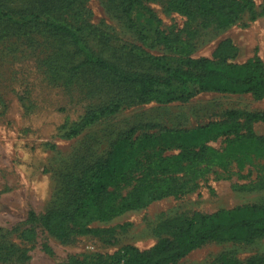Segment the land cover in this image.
<instances>
[{
  "label": "rangeland",
  "instance_id": "374dc122",
  "mask_svg": "<svg viewBox=\"0 0 264 264\" xmlns=\"http://www.w3.org/2000/svg\"><path fill=\"white\" fill-rule=\"evenodd\" d=\"M253 2L255 18L245 12L226 28L199 29L191 41V56L212 58L215 47L228 40L234 47L230 61L240 63L256 54L264 63V0ZM145 4L169 36L187 24L182 15L166 10L164 0H145ZM1 5L9 15L35 11L66 20V4L53 0H3ZM84 6L86 21L97 30L88 35L96 55L125 69L158 73L138 55L127 52L130 46H138L149 54L165 55L171 65L177 63L179 51L140 40L128 19L110 9L105 0H85ZM75 23L83 26L81 20ZM6 24H0V264H55L70 255L89 261L125 244L149 249L167 237L157 231L158 226L176 215L264 204V188L241 190L238 185L250 179H238L233 171L227 178L214 167L192 192L164 197L110 221L94 222L92 227L109 230L98 235H72L62 241L38 222H27L29 211L39 217L65 206L77 178L107 155L121 133L134 129V136H140L158 134L161 128L191 129L222 120L227 110L264 112V98L200 92L184 101L138 103L127 94L128 86L111 77L89 69L74 70L71 66L80 57H73L72 47L62 36L41 33L29 21L22 29ZM185 91L174 87L176 94ZM120 96L123 102L115 113L86 125L74 136L64 134L87 109ZM252 128L264 136V122L257 121ZM209 144L217 149L222 145L220 139ZM28 227L36 231L30 242L20 237ZM224 255L240 263L254 255L264 256V236L249 243L206 242L175 264H219Z\"/></svg>",
  "mask_w": 264,
  "mask_h": 264
},
{
  "label": "trees",
  "instance_id": "16d2710c",
  "mask_svg": "<svg viewBox=\"0 0 264 264\" xmlns=\"http://www.w3.org/2000/svg\"><path fill=\"white\" fill-rule=\"evenodd\" d=\"M53 1L66 4V20L43 17L35 11H29L26 16L9 15L0 0V24L21 28L29 21L41 33L62 36L72 47L73 57H80L71 66L74 70L89 69L111 77L128 86L127 94L131 93L129 96L138 103L184 101L200 92L264 98V63L258 55L240 63L230 61L234 47L228 40L215 47L212 58L193 57L190 51L191 41L199 29L226 28L245 12L255 18L253 0H164L167 11L182 15L187 22L173 36L161 29L160 20L145 0H105L110 9L128 19L129 28L140 40H150L151 45L180 52L177 63L171 65L165 55H152L138 46L127 49L158 73L125 69L96 55L89 45V36L97 30L86 21L85 0ZM76 20H81L83 26H77ZM175 86L187 91L176 94ZM122 102L120 96L110 103L87 109L81 120L70 125L64 134L76 135L86 125L115 113ZM257 121L264 122V112L227 110L222 120L191 129L161 128L158 134L140 136H134V129L123 132L111 144L107 155L77 178L72 197L65 206L39 217L29 211L27 222H38L44 231L62 241L72 235H98L109 230L92 227L94 222L110 221L164 197L192 192L214 167L227 178L233 171L238 179H250L238 185L241 190L263 189L264 136L257 135L252 128ZM219 139L220 148L209 144ZM157 231L166 233L167 237L149 249L125 244L114 253L99 255L93 260L80 261L70 255L55 264H175L206 242L249 243L264 236V204L176 215L162 222ZM20 237L33 241L36 231L25 228ZM219 264H264V256L254 255L240 263L224 255Z\"/></svg>",
  "mask_w": 264,
  "mask_h": 264
}]
</instances>
